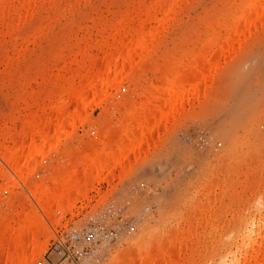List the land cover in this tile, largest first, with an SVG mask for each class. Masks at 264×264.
Masks as SVG:
<instances>
[{"label": "rangeland", "instance_id": "rangeland-1", "mask_svg": "<svg viewBox=\"0 0 264 264\" xmlns=\"http://www.w3.org/2000/svg\"><path fill=\"white\" fill-rule=\"evenodd\" d=\"M16 1L10 3L18 6V0ZM135 1L140 0H44L42 4L46 10L37 8L38 12L35 13V10L33 12L35 15L32 14L34 20L19 25L20 30H13L15 34L12 31L6 34V29L2 27L4 24L0 23V29L3 30L1 31L3 34L0 33V84L2 83L0 131L7 126L12 129L14 136L19 135L24 131L28 121L23 119L24 121L19 120L14 124L15 116L23 112L25 107L21 102L13 105L11 100L13 84L18 81L15 80L17 77L20 80L25 76L30 78L29 83L23 86L25 89L20 87L23 88L20 89L21 93L23 91L29 93L31 89L39 93L40 90L41 95L38 98L47 97L53 90L51 85L53 83L50 84L46 80L44 83L48 85L44 87L39 72L34 71L46 66L47 75L53 81L57 71H60L63 64L69 62L68 59L55 60L51 55L53 51L62 47V55L68 56L79 39L88 43L99 39L100 29L109 25L113 13L121 9L132 10ZM141 1L146 3L148 0ZM239 1L177 0L178 6L176 5L173 16L175 21L168 24L163 36V46H166L164 50L170 53L168 55L164 53L162 60L164 56L169 57L170 54L179 56L188 45L189 47L193 45L195 48V39L198 36L203 37L208 23L216 19H220L217 22L222 23L230 7L238 4ZM51 4H54V7L55 5L61 7L59 6L57 10ZM8 7L7 4L4 13L9 11ZM22 14H25V11ZM0 16L6 17L2 14ZM49 16L54 17L55 21L51 22L49 28L44 29V21ZM98 17L107 18L108 23L101 27L94 26ZM144 17L143 15L141 18L145 19ZM151 27L153 25L149 26V29ZM39 28L42 30L38 31ZM95 28L99 30L96 29L98 33ZM192 28L195 30L187 34ZM256 30V33L252 32L247 39L242 40L243 43L240 41L239 45L237 43L233 45L232 50H237L234 52L231 50L230 53L234 54L226 53L218 58L217 62L220 63L218 62L219 67L216 68L218 70H215L213 76L215 81L210 83L212 86L209 85L211 87L206 95L192 107L185 104V115L169 124L167 128H161L158 137L152 138L154 141L152 143V140L150 141V146L144 149L145 152L142 150V154L141 152L137 154V159L130 155L132 164L128 162L130 159L128 158L126 160L128 165L125 164L128 167L123 166L124 169L117 171L119 174L115 173L116 176L114 175L113 180L110 179V184L101 183L96 186L99 190L98 194L90 193L86 199L76 201L73 215L66 214L59 224L53 226L47 222L49 231L45 230L39 238L40 246L34 255L33 264H64L50 253L49 247L52 241L69 226L80 224L87 215L95 213L105 205L118 209L122 219L131 222L133 226L130 232L122 231L118 240L110 247L109 264H121L119 262H124L123 257L132 260L131 264H140L143 257L145 260L151 258L152 254L154 256L155 252L157 254L160 250L162 256H159L160 260L157 259L158 261L153 264H169L166 262L168 260L172 262L174 260L173 264H221L226 254L229 253L228 258H230L232 251L234 257H239L240 245H242L240 230H243L245 222L248 223L247 228H252L255 224L260 227L259 231L264 233V26H259ZM91 52L101 56L94 49ZM6 57L9 58L8 64L5 62ZM66 58L68 57L65 56L64 59ZM78 59L80 60V56ZM162 60L156 65L148 66V70L138 73V76L141 77L144 73L143 76L145 75L151 82H156L163 70L162 65L166 66L165 60L164 64ZM161 62L162 65H159ZM71 64L70 62L68 65L65 64L66 68H75V64ZM166 64L169 65L168 62ZM60 72L64 74L63 69ZM120 86L121 94L120 91L118 93L120 96L123 94L122 97H118L116 91H111L116 96L117 102L123 101L124 92L129 93L131 97H136L141 92L139 86L134 87L126 80L121 82ZM41 88L48 92L43 93ZM44 100L43 98L38 105L42 106ZM110 103L105 105L109 110L105 109L107 120L109 114L114 113V108L111 107L113 105ZM37 107L35 106L33 110ZM92 107L89 111L91 125L98 120L103 111L95 105ZM40 108L39 111L35 110L39 112L37 114L46 112L42 117H48L49 110H41L40 114ZM103 119L98 120L100 125L105 122ZM91 125L85 124L76 129L73 142L64 153L77 150L75 155H81L83 151L81 145L91 144L97 139V133H94ZM21 128L23 129L20 130ZM116 130L111 136L112 140L118 138L119 134ZM100 134L102 135L101 132ZM7 143L5 142L7 146L11 145L9 140ZM4 156H0V167L11 173V167L5 164ZM67 161L71 160L63 159V156H60L59 161H55L54 154H50L39 165V169H36L35 177H46ZM11 175L13 181L19 184L20 188L18 187L17 191L22 195L21 202L32 200L30 192L21 184L18 176L14 173ZM4 184L5 181L0 180V187ZM0 195V224H2L13 216L17 209L5 204L7 193L0 192ZM13 204L15 206V203ZM191 205L199 209H194ZM189 206L191 209L188 208ZM43 218L47 221L44 216ZM247 221L252 222L249 225ZM255 228H252L253 232ZM249 239L250 242L243 239V244H254L252 247L255 249L259 238L252 233ZM262 241L264 244V240ZM254 249L251 250V254ZM167 250H170L169 253ZM244 254L242 252L240 256L241 262H244ZM167 255H170V259Z\"/></svg>", "mask_w": 264, "mask_h": 264}, {"label": "bare ground", "instance_id": "bare-ground-1", "mask_svg": "<svg viewBox=\"0 0 264 264\" xmlns=\"http://www.w3.org/2000/svg\"><path fill=\"white\" fill-rule=\"evenodd\" d=\"M11 1L0 0V15L6 16L5 18L0 16L5 20L3 23V20L0 19V23L4 24L2 27L6 29V34L14 33L13 30H20L19 25L32 22L34 20L32 16L35 15L33 12L37 8L42 10L44 0H18V6L17 4H11ZM7 4L11 7H8L9 11L4 13V10H7L5 8ZM176 5L177 0H148L146 3L140 0L132 4V10L128 9L129 11H127L124 9L122 11L121 9L113 13V19H110L111 22L108 26L106 25L108 23L107 18L98 17L97 21L94 22V26L106 25L105 28L103 27L104 29H100L101 32L97 28L94 29L99 31V39L91 40V43H88V41L82 42L79 39L73 51L68 53V56L67 54L62 55V47V50L57 49L51 54L55 60L56 58L57 60L58 58L68 59L70 64H75V68H66L65 64L68 65L69 62L63 64L65 67L61 65L60 71L63 69L64 74L57 69L53 81L47 75L46 66L39 68L40 71H38L39 69L34 71L39 72L38 75L41 79L36 76L35 78L42 80L44 87L48 85V83H44L46 80L50 84L53 83L51 84L53 90H49L51 92L48 95L45 94L47 97L43 98L47 102L45 103L44 100L42 106L38 105L41 100L43 101V98H38L41 95L40 90L39 93H37L38 91H32V89L29 93H26L27 91L21 93L23 88L25 89L23 86L29 83V76H21V80L19 77L15 79L18 81L13 84L12 103L15 105L21 102L25 107L23 112H19L15 116L14 124L19 120L24 121L23 119L28 121L24 131L19 135L16 134V136L12 133V129L4 126L5 129L0 131V156L5 155V164L11 167V173L17 175L21 184L28 189L32 200L21 202L20 197L22 195L17 191L19 184L13 181L11 173L1 166L0 180L5 181V184L0 187V192L8 194L7 199L4 201L5 204L16 207L17 210L13 216L0 224V264H31L34 261L36 250L40 246L39 238L45 230L46 232L49 231V225L47 224L51 223L52 226L59 224L66 214L73 215L76 201L86 199L90 193L98 194L97 185L101 183L110 184V179H114L115 173L119 174L117 171L128 167L125 166L128 158H130L128 162L131 163L130 155L136 158L138 153L150 146V141L152 140L151 143L154 141L152 138L158 137L161 128H167L169 124L185 115V104L192 107L206 95L212 86L210 83L213 81L215 70H218L216 69L217 66L219 67L218 58L226 53L229 54L235 43L239 45L238 42L247 39L252 32L257 31V27L264 26V0H240L238 4H233L230 7L225 20H221L222 23L217 22L220 19L208 23L203 37L198 36L195 39V48L193 45H191L192 47L188 45L186 50L182 54L180 53L179 56L170 54L169 57L167 56L168 58L164 56L162 60V55L170 53V51L165 52L164 50L166 46H163V36H165L168 24L174 20ZM51 6L58 10L60 5L54 7V4H51ZM22 9H24L25 14H22ZM37 10L35 13L38 12ZM176 13L178 15V12ZM22 15L24 16L22 17ZM143 15L145 19L141 18ZM52 21H55L54 17H47L44 21V29L49 28ZM151 25L154 28L149 29ZM41 28L43 29V27ZM194 30L192 28L187 34ZM1 31L3 32L0 29V33H2ZM257 34L259 33L257 32ZM238 45L237 48H239ZM93 49L101 56L93 54L91 52ZM2 50L5 51V49ZM233 52L230 54H234ZM65 56L68 58L64 59ZM79 56L80 60L78 59ZM227 56L229 57V55ZM5 60L8 64L9 58L6 57ZM160 60L163 64L165 60L166 66H163L162 62L159 63V65H162L163 70L156 82H151L145 75L143 76L144 73L141 77L138 76V73L145 69L147 71L148 66L156 65ZM33 78L31 77V79ZM125 80L134 87L139 86L141 92L136 97H131V95H128L129 93L125 94L124 92L123 101L117 102L116 96L111 91H116L119 97L120 83ZM37 85L39 84L37 83ZM21 86L23 88H20ZM43 88H41L42 91ZM20 89L22 90L20 91ZM37 98L39 99L38 103ZM106 103L108 105L110 103V105H113L111 107L114 108V113H108V120L105 119L107 118L106 112L109 111L105 107ZM37 105L39 108L41 107L40 114L41 110L48 109L49 116L42 117V114H46V112H42L41 115L37 114L39 113ZM93 105L103 109L98 117V120H102L104 117L103 121L105 120V122L101 125L98 120L92 125L90 124L89 111L93 108ZM35 106L38 108L35 110L38 111L33 110ZM85 124L91 125L94 133L101 137H97L93 143L90 142L91 144H82L83 151L82 154L80 153L81 155L78 154L79 156L75 155L77 150L64 153L65 149L70 148L76 129ZM21 127H23L22 124ZM114 130L118 131L119 135L117 139L112 140L111 136L115 132ZM8 140L11 142L10 146L6 145ZM50 154H54L55 161H59L60 156L71 161L60 164L56 171H52L46 177H35L36 169ZM90 185H92L91 189ZM88 186L89 190H87ZM13 203H15V206ZM192 208L199 209L195 206H192ZM43 216L47 221L44 220ZM247 222L250 225L252 221ZM247 224L245 222L243 230H240L242 231V245H240L241 253L238 254L239 257H234L235 254H231L232 251L230 258H228L229 253L227 252V256H224L223 260L220 259L221 264H264V244L262 241L264 240V233L259 231V226H255V224L253 226L252 223V228L256 227L253 232L252 228H247ZM252 233L256 238H259L255 249L252 247L254 244H243L244 240L250 242L249 238ZM252 249L254 250L251 254ZM162 250H164V247H162ZM242 252L245 253L243 256L244 262L240 261ZM161 254L160 250L146 260L140 256L142 258L140 264H153L160 258L159 256H162ZM169 256L167 258L170 259ZM162 259L161 261L164 260ZM122 261L124 262L119 263H132L129 258L123 257ZM166 262L173 264L174 260L173 262L172 260Z\"/></svg>", "mask_w": 264, "mask_h": 264}, {"label": "built area", "instance_id": "built-area-1", "mask_svg": "<svg viewBox=\"0 0 264 264\" xmlns=\"http://www.w3.org/2000/svg\"><path fill=\"white\" fill-rule=\"evenodd\" d=\"M132 228L118 209L105 205L57 235L49 251L64 264H109L110 247L122 231L130 232Z\"/></svg>", "mask_w": 264, "mask_h": 264}]
</instances>
